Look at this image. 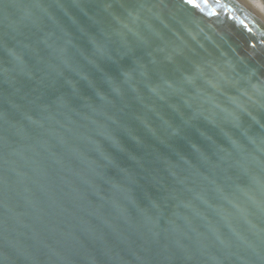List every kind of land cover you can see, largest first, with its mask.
Wrapping results in <instances>:
<instances>
[{
  "label": "water",
  "instance_id": "water-1",
  "mask_svg": "<svg viewBox=\"0 0 264 264\" xmlns=\"http://www.w3.org/2000/svg\"><path fill=\"white\" fill-rule=\"evenodd\" d=\"M0 264H264V0H0Z\"/></svg>",
  "mask_w": 264,
  "mask_h": 264
},
{
  "label": "bare ground",
  "instance_id": "bare-ground-1",
  "mask_svg": "<svg viewBox=\"0 0 264 264\" xmlns=\"http://www.w3.org/2000/svg\"><path fill=\"white\" fill-rule=\"evenodd\" d=\"M254 5L258 8V9H261V10H263L262 9V7H261V4H260V2H258V1H255L254 2Z\"/></svg>",
  "mask_w": 264,
  "mask_h": 264
}]
</instances>
